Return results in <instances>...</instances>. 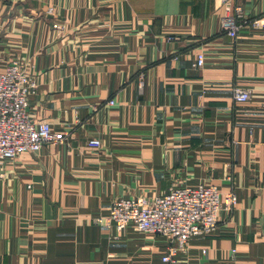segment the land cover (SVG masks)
Here are the masks:
<instances>
[{"label": "crops", "instance_id": "obj_1", "mask_svg": "<svg viewBox=\"0 0 264 264\" xmlns=\"http://www.w3.org/2000/svg\"><path fill=\"white\" fill-rule=\"evenodd\" d=\"M221 15L219 0H0V67L27 69L31 116L67 132L2 165L0 264H169L164 237L96 219L201 182L236 204L173 264H264V28L229 38Z\"/></svg>", "mask_w": 264, "mask_h": 264}, {"label": "built area", "instance_id": "obj_2", "mask_svg": "<svg viewBox=\"0 0 264 264\" xmlns=\"http://www.w3.org/2000/svg\"><path fill=\"white\" fill-rule=\"evenodd\" d=\"M219 4L222 9L219 23L229 38H234L245 24L264 28V11L249 18L233 0H219ZM53 27L58 25L54 23ZM203 63V53H196L193 66L201 67ZM34 87L29 71L17 60L0 67V169L8 160L39 152L46 143H62L67 135L66 131L53 130L48 122L33 119L29 98ZM231 97L236 102L247 101L249 90L234 86ZM107 104L111 105L112 101L108 100ZM88 145L97 148L100 143L97 138H90ZM235 204L232 189L220 192L204 182L192 186L171 185L166 191L149 197H116L107 206V214L96 220L103 227L128 226L164 237L166 246L161 261L173 264L178 253H186L187 242L192 237L214 231L219 213L231 211Z\"/></svg>", "mask_w": 264, "mask_h": 264}]
</instances>
